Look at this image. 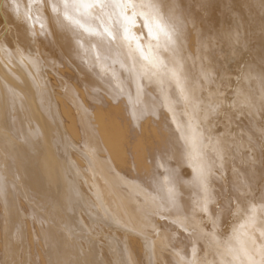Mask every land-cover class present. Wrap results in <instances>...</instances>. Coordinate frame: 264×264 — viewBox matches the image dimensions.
I'll return each mask as SVG.
<instances>
[{"label": "bare ground", "instance_id": "bare-ground-1", "mask_svg": "<svg viewBox=\"0 0 264 264\" xmlns=\"http://www.w3.org/2000/svg\"><path fill=\"white\" fill-rule=\"evenodd\" d=\"M154 2L172 42L69 15L159 75L64 0H0V264H264V0Z\"/></svg>", "mask_w": 264, "mask_h": 264}, {"label": "snow or ice", "instance_id": "snow-or-ice-1", "mask_svg": "<svg viewBox=\"0 0 264 264\" xmlns=\"http://www.w3.org/2000/svg\"><path fill=\"white\" fill-rule=\"evenodd\" d=\"M92 8H98L102 13L105 9H110L112 10V13H115L119 17H122L123 21L128 25L134 24L135 17L139 15L144 18L145 27L148 28V35L152 39L159 41V35L160 33H163L164 36L167 37V40L169 42H172L171 34L165 30L164 26L157 19V16L159 14V5L155 3L154 0H141L140 3H136L135 0H71V2H69V0H64L63 15L64 19L69 21L70 23L83 28L85 31L94 32L96 35L103 36L109 41H135V50L138 51L141 58L147 62V64L145 65L144 74H164V69L166 68V66L160 59L159 55L152 52L151 45H149L148 52L146 53L143 46L140 44L139 38L132 34L128 27L121 25V27H123L122 35L120 34L119 29H116L114 32L111 26H105L97 32L90 27H85V25L81 23L80 19H76L73 16L69 15L70 9L76 11L84 10L85 12H87ZM117 9L119 10L118 13H116ZM128 9H132V16H129L127 14ZM53 10H56L55 5L53 6ZM109 18H111V14H109ZM41 27H43V25H41ZM166 74H169L171 78L175 79L179 84L180 77L178 69H167ZM141 79H143V77H141ZM138 87H142V85H138ZM191 140L195 145L197 143V136L193 134ZM261 211H264V204L261 205ZM252 213L254 217L255 209H252Z\"/></svg>", "mask_w": 264, "mask_h": 264}, {"label": "rangeland", "instance_id": "rangeland-1", "mask_svg": "<svg viewBox=\"0 0 264 264\" xmlns=\"http://www.w3.org/2000/svg\"><path fill=\"white\" fill-rule=\"evenodd\" d=\"M256 20L257 18L253 17V23L256 24ZM222 200V203H220V206L223 205V201L225 200L224 198L221 199ZM221 209V208H220ZM164 220V219H163ZM228 235V233H226ZM176 237H179L181 238L182 237V234H177Z\"/></svg>", "mask_w": 264, "mask_h": 264}]
</instances>
